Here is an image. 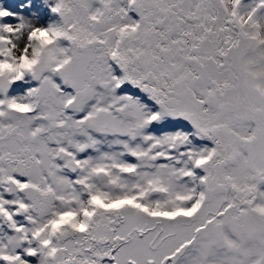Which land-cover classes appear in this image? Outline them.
<instances>
[{
    "label": "snow or ice",
    "instance_id": "1",
    "mask_svg": "<svg viewBox=\"0 0 264 264\" xmlns=\"http://www.w3.org/2000/svg\"><path fill=\"white\" fill-rule=\"evenodd\" d=\"M0 264H264V0H0Z\"/></svg>",
    "mask_w": 264,
    "mask_h": 264
}]
</instances>
